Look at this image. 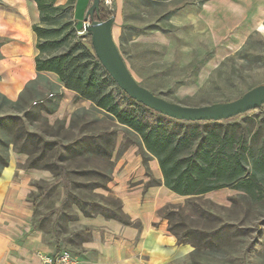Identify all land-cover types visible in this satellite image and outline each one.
Returning a JSON list of instances; mask_svg holds the SVG:
<instances>
[{
	"label": "rangeland",
	"instance_id": "rangeland-1",
	"mask_svg": "<svg viewBox=\"0 0 264 264\" xmlns=\"http://www.w3.org/2000/svg\"><path fill=\"white\" fill-rule=\"evenodd\" d=\"M75 2L64 20L77 26L76 40L89 49L80 19L85 14L77 13L76 18L84 4ZM13 6L0 0V9ZM108 8L114 13V41L131 75L168 102L187 107L230 102L264 84V0H113ZM15 33L0 23V48ZM35 43L36 36L34 42L23 41L31 46L32 59ZM63 88L56 77L43 75L24 83L15 100L0 92L13 102L0 96V175L13 158L11 177L49 172L57 178L30 179L25 200L32 210L27 222L49 237L57 251L51 256L68 252L77 264L75 254L90 232L73 228L78 215L112 218L139 228L138 221L122 213L108 185L123 150L138 144L139 138L93 103L75 96L64 105ZM104 89L119 111L149 127L160 124L168 132L180 131V123L132 102L108 74ZM51 112L61 115L51 120ZM14 115L17 118H11ZM219 125L244 140L253 160L264 161V106ZM171 200L158 215L165 219L167 231L191 249L175 264H264L263 173L252 196L237 190L217 200Z\"/></svg>",
	"mask_w": 264,
	"mask_h": 264
},
{
	"label": "crops",
	"instance_id": "crops-1",
	"mask_svg": "<svg viewBox=\"0 0 264 264\" xmlns=\"http://www.w3.org/2000/svg\"><path fill=\"white\" fill-rule=\"evenodd\" d=\"M78 1H82L84 6L82 12L76 10V18L77 13L83 15L89 7V0H76L77 3ZM66 2L67 0H56L57 5H64ZM8 4L14 5V8L0 9V23L10 26L16 33L9 37L11 39L4 40L0 48V92L15 100L24 83L29 84L37 78L34 58L38 52L33 53L32 59V53H29L30 50L32 52L31 46L25 47L23 41L34 42L32 26L39 22V13L33 0H8ZM80 19L82 26L84 17ZM260 25L262 24L256 25L258 30ZM19 53L22 54L21 57L15 56L20 55ZM14 59L22 60L15 62ZM42 75L58 79L53 73L43 72ZM63 90V102L67 105L77 94L65 88ZM102 112L112 117L109 113ZM60 113L51 112L47 116L55 120ZM119 164L108 185L120 200L122 213L138 221L139 228H132L112 218H85L78 215L73 228L90 229V232L88 240L80 245L81 250L75 254L77 264H175L185 259L191 252L190 247L188 244H179L177 238L167 231L165 219L158 215V211L164 205L172 203L173 197L193 196H180L164 187L157 159L150 156L144 165L139 144L126 147ZM13 170L12 158L0 175V264H44L43 257L57 251L40 228L33 226L32 222H27L32 208L25 199L30 191V179L41 178L50 182L57 178L54 179L49 172L43 173L42 176L33 174L31 178L23 174L11 177ZM232 191L237 190L222 188L202 196L217 200ZM8 195H11V204L6 203ZM75 209L78 211L75 212L80 214L78 208Z\"/></svg>",
	"mask_w": 264,
	"mask_h": 264
},
{
	"label": "trees",
	"instance_id": "trees-1",
	"mask_svg": "<svg viewBox=\"0 0 264 264\" xmlns=\"http://www.w3.org/2000/svg\"><path fill=\"white\" fill-rule=\"evenodd\" d=\"M33 1L39 13V22L32 26L38 52L34 58L37 78L43 76V72L56 74L65 89L92 102L126 126L129 132L136 133L143 164L150 156L155 157L163 185L173 193L198 197L231 188L252 196L258 174H264V161L252 159V151L241 137H236L233 130L218 122H178L180 131L171 133L160 124L149 127L119 111L112 97L105 92L104 75L107 73L95 57L90 37L85 36L87 49L75 38L76 25L72 27L64 20L72 0L64 5H57L56 0ZM98 16L104 21L114 13L100 1ZM0 96L4 102L13 104ZM178 243L182 242L178 239Z\"/></svg>",
	"mask_w": 264,
	"mask_h": 264
},
{
	"label": "water",
	"instance_id": "water-1",
	"mask_svg": "<svg viewBox=\"0 0 264 264\" xmlns=\"http://www.w3.org/2000/svg\"><path fill=\"white\" fill-rule=\"evenodd\" d=\"M101 0H92L84 16V31L90 37L95 57L117 87L134 102L179 122H221L264 106V84L255 86L241 97L222 103L187 107L168 102L140 86L128 70L113 37L114 16L101 20Z\"/></svg>",
	"mask_w": 264,
	"mask_h": 264
},
{
	"label": "built area",
	"instance_id": "built-area-1",
	"mask_svg": "<svg viewBox=\"0 0 264 264\" xmlns=\"http://www.w3.org/2000/svg\"><path fill=\"white\" fill-rule=\"evenodd\" d=\"M112 1L113 0H101L103 5L107 8L111 5ZM43 262L44 264H76V261L68 252H61L55 256L46 255L43 257Z\"/></svg>",
	"mask_w": 264,
	"mask_h": 264
},
{
	"label": "bare ground",
	"instance_id": "bare-ground-1",
	"mask_svg": "<svg viewBox=\"0 0 264 264\" xmlns=\"http://www.w3.org/2000/svg\"><path fill=\"white\" fill-rule=\"evenodd\" d=\"M10 1V0H9ZM18 1V0H17ZM20 2V1H19ZM12 3V2H11ZM25 4V3H24ZM21 8V7H20ZM259 28H262V26L260 25V27ZM25 61V60H24Z\"/></svg>",
	"mask_w": 264,
	"mask_h": 264
}]
</instances>
